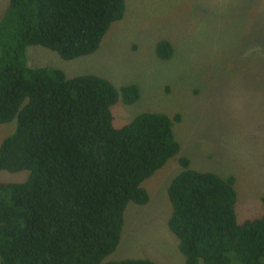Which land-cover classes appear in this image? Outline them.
Segmentation results:
<instances>
[{
	"label": "trees",
	"instance_id": "16d2710c",
	"mask_svg": "<svg viewBox=\"0 0 264 264\" xmlns=\"http://www.w3.org/2000/svg\"><path fill=\"white\" fill-rule=\"evenodd\" d=\"M0 15V125L15 121L0 142V171H25L22 183L0 182V264H157L104 262L118 245L128 203L144 206L140 186L177 156L171 122L140 113L112 127L110 108L134 104L135 85L58 69L28 68L25 50L39 46L69 61L92 54L124 0H5ZM168 61L172 47L154 45ZM166 187L169 233L184 264H264V192L260 213L236 221L231 176L189 169Z\"/></svg>",
	"mask_w": 264,
	"mask_h": 264
},
{
	"label": "rangeland",
	"instance_id": "374dc122",
	"mask_svg": "<svg viewBox=\"0 0 264 264\" xmlns=\"http://www.w3.org/2000/svg\"><path fill=\"white\" fill-rule=\"evenodd\" d=\"M121 20L109 26L90 55L65 61L39 46L25 50L28 68H51L66 78L93 75L115 89L132 84L139 97L110 108L112 127L140 113L171 122L177 156L141 183L144 206L128 203L119 242L107 261L147 259L184 264L166 221V187L181 170L233 177L237 222L260 213L264 192V0H124ZM6 1L0 0V15ZM159 40L172 47L168 61L154 56ZM15 121L0 125V142ZM27 172L0 171V182L22 183ZM200 264V263H199Z\"/></svg>",
	"mask_w": 264,
	"mask_h": 264
}]
</instances>
